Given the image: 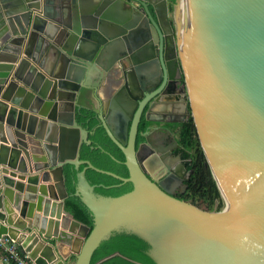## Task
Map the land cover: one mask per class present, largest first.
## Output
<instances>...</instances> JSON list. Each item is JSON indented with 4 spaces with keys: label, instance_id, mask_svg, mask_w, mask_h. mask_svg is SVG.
Returning <instances> with one entry per match:
<instances>
[{
    "label": "water",
    "instance_id": "1",
    "mask_svg": "<svg viewBox=\"0 0 264 264\" xmlns=\"http://www.w3.org/2000/svg\"><path fill=\"white\" fill-rule=\"evenodd\" d=\"M140 4L141 22L166 31L162 12L168 15L167 0ZM184 5L187 33L180 27L176 42L200 145L226 201L221 211L171 193L168 183L176 168L172 161L164 166L148 137L141 146L148 152L136 150L137 127L149 98L140 104L126 140L118 130L121 123L129 129L128 112L135 103L128 85L108 95L109 114L87 100L92 88L81 85L87 70L104 74L114 64L96 59L87 47L100 50L107 38L103 29L119 26L108 44L117 58L124 52L122 63L129 68L136 21L115 23L108 10L85 8L83 20L74 24L69 13L59 17L52 0H0V182L2 175L17 176L16 171L27 181L23 187L4 178L0 237L16 240L31 264H69L73 255V264H91L95 250L115 230L142 235L157 264H264V0H184ZM164 47L162 36V53ZM144 50L150 49H137L134 56L138 51L145 55ZM96 94L105 101L99 89ZM78 109L97 114L124 154L128 177L80 158L82 144L91 140L76 118ZM25 160L45 184L38 185L37 174L24 176ZM67 164L87 165L77 173L74 194L91 211L92 228L66 210ZM87 168L129 182L133 189L118 196L97 194ZM15 210L22 220L15 221ZM115 256L127 258L114 252L95 264ZM0 264H5L1 253Z\"/></svg>",
    "mask_w": 264,
    "mask_h": 264
},
{
    "label": "flooded vegetation",
    "instance_id": "2",
    "mask_svg": "<svg viewBox=\"0 0 264 264\" xmlns=\"http://www.w3.org/2000/svg\"><path fill=\"white\" fill-rule=\"evenodd\" d=\"M98 1L100 4L98 7H96V10H101V7L105 5L104 3H106L108 7L111 0ZM113 1V3H123L126 9L129 10V14H131V17H133V20L131 21H136L138 23V27L140 26L143 29L142 34V31L139 30L135 24L132 27L133 31L136 30V33L134 36V42L130 41V46H132L133 48L132 54L129 53L128 56L131 68H127L122 63V56L124 55V52L122 50L117 55V58L114 54L115 52H113L112 48L109 47L110 45L108 43L111 41L109 35H112L113 30L119 28V26L117 25H115L117 27L109 25L108 29L107 27H105L102 31V34L107 38H105V41L101 43V49L97 51V49L94 50V47L92 49L91 47H87L86 50L89 54L93 53L95 55V58H99L101 62L112 63L114 61V64L110 68V71L105 70L104 74H102V72L99 73V71H97V69H93V67L91 69H88L83 77L81 85L82 87L86 85L88 88H92V93L87 94V100L91 103V105L100 108L101 113H103L104 115L109 114L111 112V109L113 108L112 100L110 99V97L115 96L117 93L122 91L124 86L128 85L129 91L132 94L130 95V98L132 97L135 103L130 104V112H128V116L131 119L128 122L129 129L126 130L125 123L119 124L118 134L122 140H126V137L130 135L131 124L135 114L140 108V104L146 98H149V102L147 103L143 113L141 114V119L137 127L135 148L139 151L140 149H142L144 152H148L147 148H141L143 143L146 142V138L148 137L151 140V143L149 144V146L152 148L151 150L156 152L159 159L161 158L160 160L163 162L164 166L172 161L171 164L173 163L176 168V176L170 179L168 188L174 196L179 198L183 196L187 191V182L189 181L192 173V163L190 158L192 150L188 149L186 145L181 142V138L182 133L184 132L185 124L190 122L191 119L193 120V117L190 112V103L187 94L186 80L179 55V47L176 42V35L179 31V28L183 27L181 28V30L184 31L185 16L182 8V3L184 2V0H176L172 11L169 8L171 0H167L168 15H164V12H162L163 24H167V26L168 24H170L172 30H170V28L166 26V31L163 28L162 33L160 32V29L153 24H149V27L147 28L146 25L141 22L143 21V18L140 19L139 17L140 15L144 16V9L140 4V0ZM52 2L55 4L54 0H52ZM84 2H86L87 4L82 5L83 9L91 8L89 4L93 2L92 0H85ZM107 7L103 9V11H105ZM161 10L164 9L161 8ZM165 16L166 18H164ZM59 17L61 18L60 15ZM70 17H72L71 21L74 24L76 22H81L77 20V18H74V16L72 15H70ZM114 22L117 23L116 21ZM121 26L123 27V25ZM129 27L130 28L128 30L130 31L131 26ZM145 32H148L149 35L145 36ZM162 36L164 37L165 42L163 53ZM151 42L154 46L153 48L149 47ZM144 47L150 50H147L148 52L144 50V53L142 54L145 55H141L142 51H138L139 55L134 56V53L137 49L140 50ZM102 49H108L109 51H104L103 53ZM51 52H53L54 54L55 50ZM128 52L129 51L127 50L126 54ZM100 54L102 55L100 56ZM146 55H148L149 57L147 58ZM114 57L117 59L115 60ZM56 58L58 59V55L56 56ZM113 58L114 60H112ZM98 89L105 98L104 102L96 94V91ZM113 89H115V93H113ZM109 94L111 95L109 98H107ZM147 115L150 117V120L146 119ZM117 116L115 115L114 117ZM76 118L84 126V128L89 130V136L96 135L97 129L103 127L101 124L99 125L97 114L92 111L86 109H78L76 112ZM93 119L96 120V123L92 128L84 125V123H87L86 125H88V123H90ZM83 145L84 143L82 144L81 151ZM120 151L122 150L120 149ZM166 156L168 159L163 160L162 158ZM116 160L118 161L119 165H124L125 160ZM164 176H167V174L158 176V183H161V181L166 178ZM113 185L114 187H121L122 184L116 183Z\"/></svg>",
    "mask_w": 264,
    "mask_h": 264
},
{
    "label": "trees",
    "instance_id": "3",
    "mask_svg": "<svg viewBox=\"0 0 264 264\" xmlns=\"http://www.w3.org/2000/svg\"><path fill=\"white\" fill-rule=\"evenodd\" d=\"M175 1L171 0L169 4L171 11L174 8ZM95 123L96 120L93 119L88 125H86L87 123H84V125L92 128ZM89 137L92 146L91 143H84L80 158L90 161L97 168L128 177L129 171L125 164L119 165L116 160H125L124 154L110 139L105 129L100 127L97 129L96 135H90ZM181 142L188 149L192 150V154L190 155L192 173L187 182V191L179 198L190 201L205 210H224L226 201L199 144L192 119L185 124ZM86 166V164H83L79 169H76L74 165L67 164L64 168L66 187L69 193V197L66 200V210L74 218L92 228L94 218L91 211L82 199L74 194L77 186V173ZM86 177L90 184L95 186V192L100 195L118 196L133 189L131 183H124L109 174L101 173L92 168H87ZM116 183L122 184L121 187H114L113 184ZM114 252H120L128 259L122 256H115L102 264H139L137 262L157 264L155 257L151 253V244L139 233L129 230L113 231L95 250L91 264H95L98 260Z\"/></svg>",
    "mask_w": 264,
    "mask_h": 264
},
{
    "label": "crops",
    "instance_id": "4",
    "mask_svg": "<svg viewBox=\"0 0 264 264\" xmlns=\"http://www.w3.org/2000/svg\"><path fill=\"white\" fill-rule=\"evenodd\" d=\"M54 1L56 4V7L58 8L55 12L59 13L60 16H61V14H62V16H64L67 13H69V15H72V16H74V18H77V20H79V21L83 20L84 10L82 8V5L87 4L86 2H84L85 0H54ZM92 1H93V2H91L92 4L90 3L89 5L91 8L96 9V7H98L100 3L98 0H92ZM80 2H81V4H80ZM113 2L114 1L111 0L109 2L108 7H107V4L103 5L101 7V11L107 7L106 10H108V14H109V16L113 22L116 21L118 23V21H121V22L126 21L128 23H131L132 22L131 20H133V17H131V14H129V10L126 9L124 4L119 3V2H117V3H113ZM110 25L112 26L113 24L111 23ZM21 157H24V156H21ZM25 165L27 167V172L24 173V176L37 174V175H39L38 185L45 184L42 180L41 174L39 172H36V171L33 172L32 168H31L30 164L27 162V160H25ZM11 171H16V170L10 169V172ZM16 173H17L16 174L17 176H14V177L11 176L9 173L1 176L0 190L4 189L6 187L5 182H4L5 177H11V178H13V181L15 183H17V182L23 183V187H26L27 181L26 180H20L18 178V175L20 174V172L16 171ZM10 204H12V203H10ZM13 217H15L14 218L15 221L22 220V217H20L19 212L17 210H15ZM67 251H69V250H66V252ZM74 260H75L74 255L70 259L68 258L69 264H73Z\"/></svg>",
    "mask_w": 264,
    "mask_h": 264
},
{
    "label": "built area",
    "instance_id": "5",
    "mask_svg": "<svg viewBox=\"0 0 264 264\" xmlns=\"http://www.w3.org/2000/svg\"><path fill=\"white\" fill-rule=\"evenodd\" d=\"M0 253L5 264H31L28 253L8 235L0 237Z\"/></svg>",
    "mask_w": 264,
    "mask_h": 264
},
{
    "label": "bare ground",
    "instance_id": "6",
    "mask_svg": "<svg viewBox=\"0 0 264 264\" xmlns=\"http://www.w3.org/2000/svg\"><path fill=\"white\" fill-rule=\"evenodd\" d=\"M182 8H183V12H184V15H185V13H186V10H185V5H184V2L182 3ZM186 17H187V15H186ZM183 18H184V17H183ZM186 19H187V18H186ZM186 19H185V20H186ZM186 21H187V20H186ZM186 30H187V29H186ZM186 30H184V31H183V34H184V33H187V31H186Z\"/></svg>",
    "mask_w": 264,
    "mask_h": 264
},
{
    "label": "rangeland",
    "instance_id": "7",
    "mask_svg": "<svg viewBox=\"0 0 264 264\" xmlns=\"http://www.w3.org/2000/svg\"><path fill=\"white\" fill-rule=\"evenodd\" d=\"M181 28H183V27H181Z\"/></svg>",
    "mask_w": 264,
    "mask_h": 264
}]
</instances>
